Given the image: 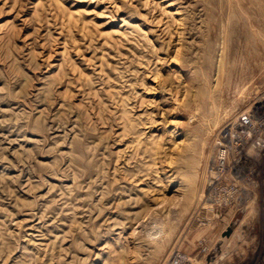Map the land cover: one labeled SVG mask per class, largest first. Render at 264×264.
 Wrapping results in <instances>:
<instances>
[{"label":"rangeland","instance_id":"1","mask_svg":"<svg viewBox=\"0 0 264 264\" xmlns=\"http://www.w3.org/2000/svg\"><path fill=\"white\" fill-rule=\"evenodd\" d=\"M263 94L264 0H0V264H264V149L209 197Z\"/></svg>","mask_w":264,"mask_h":264},{"label":"built area","instance_id":"2","mask_svg":"<svg viewBox=\"0 0 264 264\" xmlns=\"http://www.w3.org/2000/svg\"><path fill=\"white\" fill-rule=\"evenodd\" d=\"M263 149L264 94L217 136L209 175V197L214 206L227 207L237 199L236 182L241 180L245 160L259 157ZM168 264H184V260L175 257Z\"/></svg>","mask_w":264,"mask_h":264}]
</instances>
